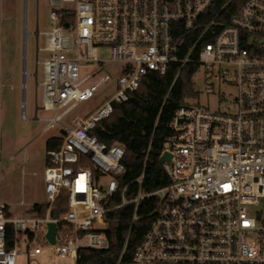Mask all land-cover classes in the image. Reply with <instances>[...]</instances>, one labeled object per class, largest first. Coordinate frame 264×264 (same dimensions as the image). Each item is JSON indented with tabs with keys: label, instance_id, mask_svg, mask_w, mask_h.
Instances as JSON below:
<instances>
[{
	"label": "built area",
	"instance_id": "obj_1",
	"mask_svg": "<svg viewBox=\"0 0 264 264\" xmlns=\"http://www.w3.org/2000/svg\"><path fill=\"white\" fill-rule=\"evenodd\" d=\"M216 1L46 0L52 28L41 31L37 24L35 32L37 52L46 53L37 57L43 79L36 113L53 111L43 119L45 130L59 126L63 140L48 152L44 215L15 214L0 202V264H18L19 254L26 264H41L45 245L77 262L80 248L109 246L112 209L153 195L158 205L134 262L264 264V0H247L229 22L218 23L216 16L203 25ZM29 33L26 7L25 45ZM189 63L199 66L194 76L204 68L207 93L217 84L235 95L225 109L193 100L180 106L160 154L171 155L161 162L170 182L132 199L125 187L114 205L126 149L108 145L93 130L151 72L165 75L175 64L180 72ZM110 64L117 67L108 71ZM106 88L93 111L70 116ZM22 117L28 119L25 110ZM1 137L0 89V144ZM63 191L67 208L54 213ZM51 222L57 224L54 244L46 237Z\"/></svg>",
	"mask_w": 264,
	"mask_h": 264
},
{
	"label": "rangeland",
	"instance_id": "obj_2",
	"mask_svg": "<svg viewBox=\"0 0 264 264\" xmlns=\"http://www.w3.org/2000/svg\"><path fill=\"white\" fill-rule=\"evenodd\" d=\"M26 7L27 28L30 33L25 45ZM37 24L41 31L52 28L50 8L46 0H1L0 202L8 205L9 210L15 214H21L35 204L46 202V142L52 136L61 135L59 126L45 130L47 121L43 119L52 117L53 111L40 109L36 113V105H40L42 99V87L39 83L43 79L42 66L37 65V57L46 56L45 52H37ZM101 54L107 57L109 52L102 49ZM116 67L115 64H110L107 70L112 71ZM26 73L29 75L26 76ZM193 83L196 89L201 90L199 96L193 99V103L198 105L225 109L235 95L234 88L217 84L215 93H207L204 68L199 69ZM107 89L95 98L83 101L70 116H83L93 111L106 96ZM220 99L223 100L220 102ZM24 110L28 119L22 117ZM38 258L41 264H76L73 259H63L55 255L49 245L44 246ZM17 262L26 264V256L19 254ZM32 264H37L36 260Z\"/></svg>",
	"mask_w": 264,
	"mask_h": 264
},
{
	"label": "trees",
	"instance_id": "obj_3",
	"mask_svg": "<svg viewBox=\"0 0 264 264\" xmlns=\"http://www.w3.org/2000/svg\"><path fill=\"white\" fill-rule=\"evenodd\" d=\"M247 0H217L204 15L202 24L217 16L218 23L229 22ZM208 41V39H207ZM198 64L189 63L179 71L172 65L165 75L151 72L139 90L129 100L114 104L111 116L104 119L93 130L100 140L125 147L123 163L126 171L117 177L120 190L114 205L121 202L122 192L128 199L135 198L140 191L149 193L166 186L170 179L161 162V148L165 138L171 134L169 123L175 111L199 96L194 89L193 78ZM63 133L52 136L46 142L48 152L61 146ZM88 164V162H87ZM143 176V177H142ZM142 177V181H138ZM66 191L55 202L54 213L67 208ZM158 205L156 195L114 208L107 214L109 239L107 248L84 247L79 250L76 264H132L137 247L152 223V212ZM46 204H35L28 211L46 213ZM135 214L139 216L134 219Z\"/></svg>",
	"mask_w": 264,
	"mask_h": 264
},
{
	"label": "water",
	"instance_id": "obj_4",
	"mask_svg": "<svg viewBox=\"0 0 264 264\" xmlns=\"http://www.w3.org/2000/svg\"><path fill=\"white\" fill-rule=\"evenodd\" d=\"M170 160H171V155L169 153H165L160 157V162L170 161ZM56 231H57V224L55 222L49 223L46 237L53 244L56 241Z\"/></svg>",
	"mask_w": 264,
	"mask_h": 264
}]
</instances>
